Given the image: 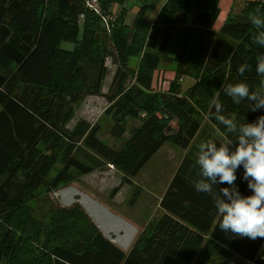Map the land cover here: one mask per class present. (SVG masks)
I'll return each mask as SVG.
<instances>
[{
	"label": "trees",
	"instance_id": "16d2710c",
	"mask_svg": "<svg viewBox=\"0 0 264 264\" xmlns=\"http://www.w3.org/2000/svg\"><path fill=\"white\" fill-rule=\"evenodd\" d=\"M86 1L0 0V264H227L233 254L264 264V238L220 230L212 196L195 191L199 168L187 155L159 201L163 213L144 225L127 251L80 203L59 206L49 198L100 162L122 173L114 196L122 184L131 187L165 143L187 149L204 118L235 140L212 116L214 100L238 123L264 115V109L252 112L247 100L234 104L223 91L241 81L253 91L261 88L256 57L264 48L254 41L249 16L257 10L264 15V1L248 2L218 30V0H166L152 21L140 9L134 27L125 22V8L111 11L125 0H98L99 13ZM175 30L181 52L169 54ZM108 57L116 69L103 93ZM243 63L251 70L241 76ZM161 64L173 65L175 77L156 90ZM183 75L195 79L185 92L178 79ZM90 96L108 103L104 115L113 138L124 136L128 119L139 122L120 147L98 137V123L79 118L69 126ZM236 187L252 194L243 175ZM132 191L140 195L138 187Z\"/></svg>",
	"mask_w": 264,
	"mask_h": 264
},
{
	"label": "rangeland",
	"instance_id": "374dc122",
	"mask_svg": "<svg viewBox=\"0 0 264 264\" xmlns=\"http://www.w3.org/2000/svg\"><path fill=\"white\" fill-rule=\"evenodd\" d=\"M165 1L166 0H125L123 5L114 4L111 11L116 15L122 7L125 8V22L129 26L134 27L140 9H144L143 15L145 19L152 21ZM250 1L260 2L264 0H218L220 15L214 25V29L218 30L227 17L240 14L246 4ZM61 46L63 48H71V44L69 43H63ZM166 50L169 54L181 52V39L179 31H174ZM130 63L137 66L138 58H133ZM106 66L108 68V75L103 82V93L108 90L116 69V64L111 57L106 59ZM174 77V66L161 64L154 74V89H164L167 84L174 79ZM180 77L181 76H179L178 79H180ZM194 81L195 79L191 75H183L179 81L181 91L185 92L191 87ZM107 106L108 103L101 96L86 97L76 107L74 118L69 126H72V124L79 118H84L91 124L98 123L101 128L98 137L112 148L120 147L129 137L130 130L136 127L139 122L136 119H128V130L124 136L119 139L113 138L109 134L111 120L109 116L104 115ZM173 147L174 149L180 151L179 148L175 146ZM160 157H162V155ZM160 157L158 158V162H155L157 159L150 160L147 163V167L144 168L145 170L140 171V173L133 178V184L131 187L130 185L122 184L114 196H111L112 189L121 184L122 173L109 164L100 162V165H97L93 172L78 177L76 180L72 181L55 193H51L49 198L52 202L59 206H68L73 202H78L85 210L90 209L100 213L101 215H104L103 209L105 206L119 217L125 218L126 220H135L137 222L141 221L144 224L145 222L151 220L155 214L157 215L161 212L160 208L155 206L156 201L154 200V198H159V195L157 194L160 192L162 182V180L160 182L156 178L158 174H161L163 166ZM148 170L149 173L147 172ZM137 187L140 190V195H134L132 197L131 194L134 193V190L132 191V189ZM136 197V203L130 204L131 200ZM106 217L109 218V220H107L105 224L109 223V228H112L114 226L112 224L116 223L120 226L121 223L118 218ZM113 229H116V227ZM118 239V236H112V240L118 241ZM124 248H126V246H124ZM216 264H218V262Z\"/></svg>",
	"mask_w": 264,
	"mask_h": 264
},
{
	"label": "clouds",
	"instance_id": "9594fccd",
	"mask_svg": "<svg viewBox=\"0 0 264 264\" xmlns=\"http://www.w3.org/2000/svg\"><path fill=\"white\" fill-rule=\"evenodd\" d=\"M249 20L257 30L255 43L264 48V15L257 10L250 14ZM249 70L251 65L247 63L237 69L241 76ZM256 73L260 77V89L253 91L241 81L229 83L223 90L234 104L247 100L252 112L264 109V53L256 57ZM213 105L212 116L236 138L220 144L212 139L199 143L195 166L199 168L200 179L194 183L195 191L212 196L221 217L218 223L220 230L253 241L264 238V115L252 123H238L234 117L224 114L219 100H214ZM241 165L244 168L243 179L247 181L251 195H242L235 185L236 171ZM218 184L230 187L217 191Z\"/></svg>",
	"mask_w": 264,
	"mask_h": 264
},
{
	"label": "crops",
	"instance_id": "0c3cea01",
	"mask_svg": "<svg viewBox=\"0 0 264 264\" xmlns=\"http://www.w3.org/2000/svg\"><path fill=\"white\" fill-rule=\"evenodd\" d=\"M209 139H212L217 144L224 143L228 140L223 133L218 131L212 123H210L206 118H204L201 122L200 129L198 130L196 136L194 137V139L192 140L191 144L188 146L187 149L185 150L180 149V151H178L177 149H174V147L171 144L165 143L158 150V152L152 157L151 160L157 159L155 162H158V158L162 155V157H160L163 165L161 174H158L156 176V178L160 182L162 180L160 192L157 194L159 195V198H154V200L156 201L155 206H157V208L159 207V201L163 193L165 192L168 183L170 182L172 176L174 175L179 163L184 158V156L187 155L196 160L199 143L201 141H206ZM146 167L147 164L144 168ZM144 168L142 170H145ZM147 172L149 173V170ZM243 173H244V168L241 165L236 171V176H237V180L235 182L236 186L239 180L241 179ZM160 210H161L160 214L157 215L155 214V216H153L152 219L160 216L163 213V210L161 208ZM86 211L94 220V222L98 225V227L101 229V231L104 233L105 236L109 237L111 240H112V236L119 237L118 241L116 240H112V241L123 251H127L130 248L136 235L143 229L144 225L148 222L147 221L143 224L141 221L137 222L135 220H126L125 218L117 216V214H114L105 206L103 209L104 215L103 214L101 215L100 213L92 211L90 209H86ZM106 216L118 218L121 223L120 226L118 225V223H116V224H112L114 225L112 228H109L108 227L109 223L105 224V222L109 220V218H107ZM114 227H116V229H113ZM124 246H126V248H124ZM227 264H253V263L246 262L237 254H233L232 260H230Z\"/></svg>",
	"mask_w": 264,
	"mask_h": 264
},
{
	"label": "built area",
	"instance_id": "2783aa9c",
	"mask_svg": "<svg viewBox=\"0 0 264 264\" xmlns=\"http://www.w3.org/2000/svg\"><path fill=\"white\" fill-rule=\"evenodd\" d=\"M86 7H88L89 9L93 10L96 13L100 12L98 0H87L86 1ZM180 79H181V77H180Z\"/></svg>",
	"mask_w": 264,
	"mask_h": 264
}]
</instances>
